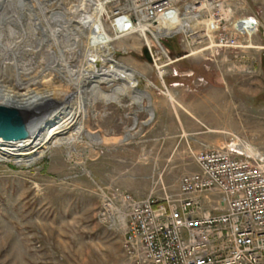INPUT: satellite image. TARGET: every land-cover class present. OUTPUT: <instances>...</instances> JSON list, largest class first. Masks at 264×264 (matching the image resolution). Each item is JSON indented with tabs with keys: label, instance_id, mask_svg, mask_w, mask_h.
I'll list each match as a JSON object with an SVG mask.
<instances>
[{
	"label": "rangeland",
	"instance_id": "374dc122",
	"mask_svg": "<svg viewBox=\"0 0 264 264\" xmlns=\"http://www.w3.org/2000/svg\"><path fill=\"white\" fill-rule=\"evenodd\" d=\"M20 1L0 0V16L11 15L10 7ZM29 4L34 16L26 11L33 24L26 27L27 36L14 23L10 30L0 26V80L14 91H26L14 83L15 70L10 66L14 61L31 68L33 91L88 89L90 84L83 85L81 77L88 31L78 30L76 22L78 12L89 11L81 6L83 0H29ZM222 4L229 14L227 18L223 13L224 29L234 33L242 46L217 50L208 47L209 39L200 32L192 44L179 33L159 38L164 53L151 39L153 51L162 55L158 65L166 56L171 60L163 67V78L144 59L146 44L140 36L111 40L114 59L134 71L136 87L149 95L150 103L144 100V104L153 111L151 119L128 94L118 95L119 102L98 98L86 106L87 116L81 114L77 120L101 142L66 125L57 129L63 144H43L21 155L20 162L15 156L0 155V264H120L121 233L110 232L95 216L101 190L116 185L137 196L133 192L152 185L151 163L166 164L172 151H176V174L165 178L176 188L183 174L197 169L193 153L205 147L234 143L264 154V0ZM250 17L258 22L254 31L236 33L233 22ZM103 21L111 31L105 17ZM22 78L27 79L23 74ZM118 85L119 80L113 86L101 83L100 88L110 93ZM63 98L53 97L29 113L39 117ZM127 133L131 136L125 139Z\"/></svg>",
	"mask_w": 264,
	"mask_h": 264
},
{
	"label": "built area",
	"instance_id": "2783aa9c",
	"mask_svg": "<svg viewBox=\"0 0 264 264\" xmlns=\"http://www.w3.org/2000/svg\"><path fill=\"white\" fill-rule=\"evenodd\" d=\"M103 1V17L112 29L131 30L127 35L136 34L145 44L147 35L160 78L171 60L166 56L159 66L162 55L150 40L169 24L175 27L160 37L181 33L192 44L200 32L209 39L208 47L242 46L224 29V0ZM176 24L185 29L176 31ZM159 38L154 43L164 51ZM193 159L197 169L183 174L173 192L160 182L161 193L151 191L144 198L116 185L98 194L97 220L122 235L120 264H264V154L229 143L198 150Z\"/></svg>",
	"mask_w": 264,
	"mask_h": 264
},
{
	"label": "bare ground",
	"instance_id": "6f19581e",
	"mask_svg": "<svg viewBox=\"0 0 264 264\" xmlns=\"http://www.w3.org/2000/svg\"><path fill=\"white\" fill-rule=\"evenodd\" d=\"M31 5L29 4V0H21L19 6L16 4L12 5V7H10L12 11L11 15L3 17L0 16V26L1 24L3 26L5 25L6 28L10 30L11 28L9 27V24L14 23V27H17L21 31V35L27 36L26 27L29 29V27L33 25H31V22L28 21L31 19L29 13L26 14V11H31L34 16ZM83 5H85L89 11L87 10L84 12H78L79 15H77L76 22L78 24V30H82L81 32H83V30L88 31L87 38L89 41V47L87 50H85L86 61L84 65L85 67L81 70V77L82 81L84 82L82 84L85 85L86 83H89V88H84L81 90L79 87H77L78 90L75 93L64 89H48L43 92L33 91L29 89V83H35L34 78H29L31 68L29 66L26 68L25 66H19L14 61L10 62V66L15 70L14 83L20 87H26L27 89L25 92H17L13 90V86H6L0 80V105L12 106L24 111H30L35 106L47 103L48 101L52 100L53 97H58V95L64 98L63 101L57 100V107L52 111L44 112L39 116L40 121H36L33 124V132L29 138L15 141H6L0 139V155L15 156L20 162L21 155H29V153L37 151V148L41 147L43 144L51 143V141L55 145L63 144L65 143V139L63 137H56L58 134H60V131H57V129L66 125L74 126L76 131L75 133L77 134L85 132L87 137L90 139H93L95 142H101L102 140L99 136H94L87 130H84L83 125L77 120L81 114H83V117L87 116L86 106L92 105L94 99L98 98H103L106 101L119 102L118 95L122 96V94H128V97L131 99V103L138 105L140 110L148 111L150 116L149 119L152 118L153 111L148 106L150 103L149 95L147 92L141 91L136 87L137 79L134 76V71L131 68L118 63L114 59V50L110 45L112 39H118L127 36L128 32L131 30L118 29L117 27L116 29L114 27L112 29L109 25L111 31L108 32L109 29L107 28L108 30H106V28H104L103 15L106 12V5L103 0H83V4L81 6ZM17 9L20 11L18 12L19 14L24 15V17L27 16V20L23 21L21 18L22 16L20 17V15L18 16L17 13H13ZM223 13L225 14V17H229L228 10H224ZM233 23L232 24L237 30H241L242 32L248 31L249 33H252L258 25L256 20L250 18L236 20ZM180 24L179 26L176 24V31L185 29ZM197 24L198 23L195 22L192 25L196 26ZM173 27L175 26L169 24L167 31L162 33H154V41H156L163 33H169ZM156 28L161 31L160 29L162 27L160 24H158L156 25ZM243 29H246L247 31ZM141 35L143 36L144 33H141ZM143 37L147 39L146 46L150 52L151 47L149 44V39L147 35H144ZM0 47H2V44H0ZM163 52L166 53L165 51ZM22 74L25 75L27 79H23ZM117 80L121 81V85L113 88L110 93H105L101 90V83H106L109 86H113L114 82ZM75 82L76 86H79L77 81ZM72 85L74 86V84ZM84 93H86L88 98L84 97ZM144 100L148 101V104L146 103L147 105L144 104ZM130 136L131 135L127 133L125 139ZM239 149L252 152V150L247 146H239ZM41 153L38 156H41ZM32 159L33 157L30 158V160Z\"/></svg>",
	"mask_w": 264,
	"mask_h": 264
},
{
	"label": "water",
	"instance_id": "95a60500",
	"mask_svg": "<svg viewBox=\"0 0 264 264\" xmlns=\"http://www.w3.org/2000/svg\"><path fill=\"white\" fill-rule=\"evenodd\" d=\"M143 57L152 62L147 46L142 48ZM40 121L29 113L16 107L0 105V139L6 141L23 140L29 138L33 132V124Z\"/></svg>",
	"mask_w": 264,
	"mask_h": 264
},
{
	"label": "crops",
	"instance_id": "0c3cea01",
	"mask_svg": "<svg viewBox=\"0 0 264 264\" xmlns=\"http://www.w3.org/2000/svg\"><path fill=\"white\" fill-rule=\"evenodd\" d=\"M174 120H175V122H174V125H175L176 124V116H174ZM165 138H168V136H165ZM171 138H173L172 135L170 136V139ZM173 142H176V141H173ZM168 157L169 158L167 159L166 164L162 165V164H159L155 161L153 163H151V171H152L151 173L153 176L152 181H151L152 185H150L149 188L146 189V191H144V192H133L135 195L138 196V198H143L144 195L147 196L151 191H155L156 194H160L161 193L160 187H159L160 182H161V184H163L167 187V190L172 191V192L176 190V183H174L172 186H170L167 184V182H166L167 179L165 178L166 175L174 176L176 174V151H174V152L172 151ZM159 177H160V180H159ZM126 188L131 189L128 186H126Z\"/></svg>",
	"mask_w": 264,
	"mask_h": 264
}]
</instances>
